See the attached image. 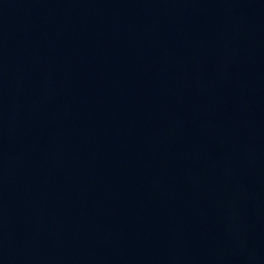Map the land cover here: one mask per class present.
<instances>
[{
    "label": "water",
    "instance_id": "1",
    "mask_svg": "<svg viewBox=\"0 0 264 264\" xmlns=\"http://www.w3.org/2000/svg\"><path fill=\"white\" fill-rule=\"evenodd\" d=\"M0 264H264V0H0Z\"/></svg>",
    "mask_w": 264,
    "mask_h": 264
}]
</instances>
